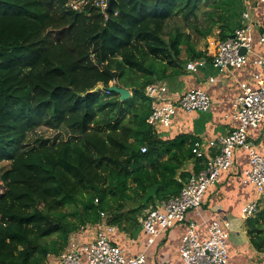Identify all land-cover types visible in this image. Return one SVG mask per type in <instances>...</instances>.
Segmentation results:
<instances>
[{
  "label": "trees",
  "instance_id": "obj_1",
  "mask_svg": "<svg viewBox=\"0 0 264 264\" xmlns=\"http://www.w3.org/2000/svg\"><path fill=\"white\" fill-rule=\"evenodd\" d=\"M72 1L0 0V264H46L73 234L133 229L180 195L195 141L165 140L148 123L146 89L189 62L213 63L219 42L200 50L195 37L217 30L225 41L245 12V0H117L106 16L95 0H77L81 10ZM113 83L133 96L121 101ZM42 125L73 138L25 146ZM197 159L195 174L207 166ZM247 225L264 253V207Z\"/></svg>",
  "mask_w": 264,
  "mask_h": 264
},
{
  "label": "crops",
  "instance_id": "obj_2",
  "mask_svg": "<svg viewBox=\"0 0 264 264\" xmlns=\"http://www.w3.org/2000/svg\"><path fill=\"white\" fill-rule=\"evenodd\" d=\"M245 12L250 16L247 24L253 27V46L247 54V63L244 67L220 72L211 61H206L204 66L195 72L185 69L178 77L158 82L168 86L170 97L173 99H178L186 92L198 88L207 91L212 99L211 107L207 111L188 113L177 109L172 126L160 131L165 140L184 136L188 143L199 141L206 157H210L215 156L218 149L210 147L209 143L229 135L238 126L233 114L235 102L241 94V84L247 83L257 89L264 81V68L255 63L257 59L264 58V50L259 42L264 33V3L258 0H245ZM212 38L218 40L217 37ZM208 40L211 45L219 42L211 38ZM257 74L261 76L259 80L255 79ZM248 135L254 149L264 155V121L259 128L250 129ZM234 160L233 167L223 172L219 182L207 190L200 209L189 211L183 222L163 231L153 243L150 242V236L143 227L147 212L133 229L111 226L113 231H108L110 226L100 224L85 228L72 236L82 244L90 243L95 239L97 229L102 227L109 240L120 247L127 258L144 253L147 256V264H183L180 245L191 223L197 225L199 237L205 240L209 236L208 228L214 221H220L222 224L231 222L230 264H264V253L254 249L248 235L249 218L243 217L244 207L261 197L254 184L244 182V172L250 165L249 152L238 149ZM197 161V158L188 159L179 170L178 177L195 174ZM260 205L264 207V198L261 199ZM46 264H60V258L50 256Z\"/></svg>",
  "mask_w": 264,
  "mask_h": 264
},
{
  "label": "built area",
  "instance_id": "obj_3",
  "mask_svg": "<svg viewBox=\"0 0 264 264\" xmlns=\"http://www.w3.org/2000/svg\"><path fill=\"white\" fill-rule=\"evenodd\" d=\"M258 1L264 3V0ZM94 2L103 12L110 4V0ZM86 4L88 3L79 2V5L75 4L73 7L75 10H81ZM249 17V13L244 12L243 26L230 38L217 44L213 65L220 72L241 69L247 63V54L253 46V27L247 24ZM259 42L264 50V33ZM242 50H246V53L242 54ZM205 63L204 59L192 61L187 64L186 69L195 72ZM255 63L264 68V58L257 59ZM260 78L259 74L255 76L257 80ZM146 94L152 100V114L148 123L159 132L172 126L177 109L188 113L207 111L212 104L208 92L200 88L192 89L178 99H173L170 97L168 86L158 83L149 85ZM233 117L238 126L229 135L209 143L210 147L218 149L215 156L206 157L202 144L195 142L193 154L197 158L206 157V168L189 178L179 196L162 201L157 208L148 211L143 220V227L150 236L151 243L163 231L183 222L189 211L200 209L207 190L219 182L223 172L233 167L235 152L238 149L247 150L250 155V165L244 172V182L254 184L261 196L259 200L244 207L243 217L248 219L258 212L261 199L264 198V155L258 153L250 144L248 132L250 129L259 128L264 121V81L257 89L247 83L241 84V94L235 102ZM142 152H147V148L143 147ZM196 226L194 223L190 224L180 245L183 264H230L231 222L222 224L220 221H214L208 228L209 236L205 240L199 237ZM107 230L113 231V227L110 226ZM59 258L60 264H147V256L144 253L127 258L123 250L109 240L102 227L97 229L96 237L90 243L82 244L71 236L67 250Z\"/></svg>",
  "mask_w": 264,
  "mask_h": 264
},
{
  "label": "rangeland",
  "instance_id": "obj_4",
  "mask_svg": "<svg viewBox=\"0 0 264 264\" xmlns=\"http://www.w3.org/2000/svg\"><path fill=\"white\" fill-rule=\"evenodd\" d=\"M77 4L79 5V2L77 0H73L70 3V6L74 9V5ZM212 37H217L218 38V31L215 30L213 34L208 37V38H198L195 37V40L197 42L198 49L202 50V48H206L207 46L211 45V42L208 40L211 38L213 41H220L219 38L218 40L213 39ZM114 84V83H113ZM112 84V85H113ZM73 137L71 134L66 131V130H55L53 128H50L48 126H40L37 127L35 130H32L27 139V145L28 148H37L41 144H47V145H53L56 142H61V141H66V140H71ZM42 142V143H41ZM2 166H7V163L0 164V168ZM2 189L0 188V192Z\"/></svg>",
  "mask_w": 264,
  "mask_h": 264
},
{
  "label": "water",
  "instance_id": "obj_5",
  "mask_svg": "<svg viewBox=\"0 0 264 264\" xmlns=\"http://www.w3.org/2000/svg\"><path fill=\"white\" fill-rule=\"evenodd\" d=\"M116 2H117V0H110L109 7L105 10L104 14H109V13L113 10V8H114ZM241 53H242V54H245V53H246V50H242ZM101 88H102L101 86H98V87L94 90V92H97V91L101 90ZM109 90H110V91H113V92H115V93H117V94H119V95L121 96V98H120L121 101L129 100V99L133 96V95H132V92H131L129 89L124 88V87H121V86L116 85V84L111 85V86L109 87ZM158 189H159V186H155V187L149 189V190L147 191V194H146L144 200H143V203H144V204H147L148 201H149L151 198L156 197L157 192H158Z\"/></svg>",
  "mask_w": 264,
  "mask_h": 264
}]
</instances>
